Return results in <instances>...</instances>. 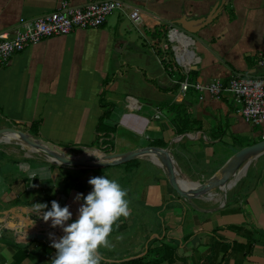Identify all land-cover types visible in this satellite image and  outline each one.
<instances>
[{
  "label": "crops",
  "instance_id": "0c3cea01",
  "mask_svg": "<svg viewBox=\"0 0 264 264\" xmlns=\"http://www.w3.org/2000/svg\"><path fill=\"white\" fill-rule=\"evenodd\" d=\"M59 1L0 0V32L53 11ZM66 1L77 7L96 0ZM118 1L126 8L112 12L99 28L42 39L0 64V125L23 127L27 133L35 123L36 138L79 146L90 144L92 134H101L96 132L97 120L109 108L101 124L127 139H122L124 149L114 153L159 141L192 185L207 182L237 150L261 140L264 123L253 127L244 123L229 94L219 98L193 90L178 94L180 70L177 66L167 71L174 66L172 52L160 46L169 47L164 37L169 27L190 36L180 25L169 23L191 22L188 26L195 32L188 43L194 55L190 82L263 78L264 66L256 61L264 58V0ZM130 9L138 10L137 24L128 18ZM205 19L210 20L202 27L193 24ZM176 115L175 120L190 121L184 133L176 134ZM2 148L10 153V148ZM4 157H0V210L34 207L28 197L40 191V196H32L33 202L48 187L61 207L70 206L72 221L77 218L83 199L75 197L92 191L88 181L94 174H83L84 180L67 176L70 189L62 198L66 175L58 170L50 173L49 186L40 173H31L36 164L22 169L9 165ZM137 177L150 178L135 174L123 187L131 215L114 226L109 238L113 247L100 249L101 264L140 258L142 264H264V153L250 161L244 176L216 203L205 201L204 196L185 201L159 175L157 182L141 185L133 195L128 186ZM79 183L82 189L76 187ZM59 229L48 233L58 240ZM31 234L15 237L0 232V264H51L56 250L49 235Z\"/></svg>",
  "mask_w": 264,
  "mask_h": 264
},
{
  "label": "built area",
  "instance_id": "2783aa9c",
  "mask_svg": "<svg viewBox=\"0 0 264 264\" xmlns=\"http://www.w3.org/2000/svg\"><path fill=\"white\" fill-rule=\"evenodd\" d=\"M124 8L125 5L118 0H96L77 7L71 6L66 0H60L53 11L31 20L20 21L12 29L0 32V64L42 39L65 36L75 30L97 29L112 12ZM137 14V9H130L128 13L129 20L134 24L138 23ZM164 37L169 47L163 44L160 48L162 51L168 48L171 50L173 62L182 76L177 83L178 94L184 95L189 90L213 98L229 94L237 102V113L244 123L252 127L264 123V77L234 76L225 82L215 79L205 83L190 82L188 73L194 56L188 49L190 40L174 27H169ZM181 41H186V46ZM186 54H190L192 58H185ZM256 64L264 66V58H259ZM176 66H168L166 69L171 72L176 70ZM156 115H159V112H156ZM261 139H264V136Z\"/></svg>",
  "mask_w": 264,
  "mask_h": 264
},
{
  "label": "water",
  "instance_id": "95a60500",
  "mask_svg": "<svg viewBox=\"0 0 264 264\" xmlns=\"http://www.w3.org/2000/svg\"><path fill=\"white\" fill-rule=\"evenodd\" d=\"M209 20L210 19H205L200 22H193V24L198 25L199 28L206 25ZM169 24L172 26H175L177 24L180 25V29L185 33H188L190 36L186 37L192 41L191 37H194L193 34L195 31L192 30L193 28H189L188 26L189 24H192L191 22L175 21ZM4 134L18 135L29 147L34 148L37 151H42L49 157L56 159L59 166H66L73 169L91 170L113 167L131 160L143 159L142 155L147 152H153L158 156V161L160 163L158 169L161 171L167 185L171 188L176 196L182 198L185 201L200 199L202 196L207 195L210 191L218 190L221 192V188L225 187L228 184L230 175L235 170H237L244 161H251L264 153V139H261L254 144L245 146L232 154V156L227 159V161L218 169V171L207 180V182L199 183L198 181H196L199 185L198 189L193 191H186L182 190L178 183V177L180 175H185L180 172L174 161L173 154L168 148L147 146L144 148H138L122 153H104L102 150H100V147L77 148L94 149L103 155V159L101 161L92 163L81 159L71 158L69 151L76 148L56 146L52 143L34 138L30 134L13 127L1 126L0 136ZM40 219L41 218H38L35 215L33 207H9L5 210H0L1 232H11L15 237L24 235L33 237L31 233L35 231L39 233H47L49 235L48 232L54 229L53 227H51V221H49V223H42Z\"/></svg>",
  "mask_w": 264,
  "mask_h": 264
},
{
  "label": "clouds",
  "instance_id": "9594fccd",
  "mask_svg": "<svg viewBox=\"0 0 264 264\" xmlns=\"http://www.w3.org/2000/svg\"><path fill=\"white\" fill-rule=\"evenodd\" d=\"M88 183L92 191L75 197L77 201L83 199V204L74 221L69 205L61 207L55 200L51 201L50 209L47 203L34 204L33 211L38 218L44 222L50 220L51 227H60L64 232L58 240L49 234L51 247L56 250L51 264H101L100 249L113 247L109 238L114 226H118L122 217L127 219L131 215L127 190L117 180L102 175L90 178Z\"/></svg>",
  "mask_w": 264,
  "mask_h": 264
},
{
  "label": "rangeland",
  "instance_id": "374dc122",
  "mask_svg": "<svg viewBox=\"0 0 264 264\" xmlns=\"http://www.w3.org/2000/svg\"><path fill=\"white\" fill-rule=\"evenodd\" d=\"M152 64H154V63H152ZM172 64L174 66H176L173 61H172ZM0 127H1V125H0ZM16 129H19V128H16ZM20 129L23 130V127H20ZM23 131H25V130H23ZM27 133L29 134L28 131H27ZM10 135H13V134H10ZM113 135L111 137L109 136V141L112 144V152H114V150H117V151L123 150L124 149L123 147H125V145H124V142H123L122 139H124V140H127V139L126 138H122V136H124V135H121L120 132L114 133ZM92 136L93 137H92V141L90 142V144L87 143V144H83V145H79V146H74V145L70 146L71 145L70 143L69 144L68 143L59 144L57 142H54V145L61 146V147H71V148L73 147V148H76L74 150L72 149L73 151L71 150L72 151L71 153H77L78 151H81V149H77L79 147H92V148L100 147L101 148L100 150H102V146H99L100 145V141H102L100 135L92 134ZM36 137H34V138H36ZM112 137H114V139ZM133 140L136 141L135 139H133ZM142 142H143V144L146 143V141H144V140H142ZM57 144H59V145H57ZM16 148H18V147H16ZM0 152L3 154V156H5L4 158L7 159V163L9 165L11 164V166H13V167H18L19 166L22 169L23 168L27 169L28 167H30L29 166L30 164H36V166L32 167V168H35V169L33 171H31V173H33V172L40 173L44 179L49 178L50 173L55 172V170H64L65 173L61 174L62 176L63 175H66V176H70V175L74 176V175H76L78 177H75V178H78L79 180L83 179V177H82L83 174L87 175V174H90V173L94 174L95 176H102V175L109 176L110 175L111 176L110 179L112 178V179H115V180L119 179L120 177L122 178V176L118 172V168H114V169L113 168L112 169L101 168V169H91V170H87V169H73V168H69V167H66V166H59V165H55V164H52V163L45 162L38 155H36L35 158H33V157L31 158V157H24L21 154L20 155H15L14 153H11L10 151H9L10 153L8 154V153H6L3 150V148L1 146H0ZM104 153H109V152H104ZM135 160H138L141 163V165H140V167L138 169V172H137V174H139L140 178H143V177L144 178H149L150 177L149 173H151L150 170H153L154 167H155V169L156 168L158 169V166H156L153 162L149 161L148 159H146L147 161L143 160V159H135ZM84 172H88V173H84ZM159 172H160V175L163 176L160 170H159ZM30 178H32V176H30ZM188 182H189V184H192V182L190 180H188ZM46 183L49 186L51 185V183L48 181V179H47ZM146 183H147L146 180L138 179V177H137L136 178V182H133L132 185L128 186V188L129 189L131 188L133 191H135V193H133V195H134V194H136V190L138 191V189L141 188V185L144 186ZM122 184H126V183H122ZM81 185L79 183V184H77L76 187H78L79 189H82ZM127 185H129V184H127ZM43 186H45V183H44ZM33 195H35L36 197L40 196V191L34 192ZM33 195L28 197V199L30 198L29 202H32L31 199L34 198V197H32ZM133 200H135V199H133ZM135 204L133 203V207L136 206ZM139 205L141 207L140 199H139ZM0 232H1V227H0ZM4 232H6V231H4ZM59 232H60L59 233V237H62L63 236V231H62L61 228L59 229Z\"/></svg>",
  "mask_w": 264,
  "mask_h": 264
},
{
  "label": "trees",
  "instance_id": "16d2710c",
  "mask_svg": "<svg viewBox=\"0 0 264 264\" xmlns=\"http://www.w3.org/2000/svg\"><path fill=\"white\" fill-rule=\"evenodd\" d=\"M193 74H194V71H189V73H188V75H193ZM178 75H179V77L182 78L180 73H178ZM108 109H106L105 111H103L101 113L100 117L97 120L98 125L96 127V132H101L100 137L103 138L102 141H100V146H102L103 152H112V144L109 141V136L111 137L113 135V131L111 128L105 127L101 124L102 120H104L108 116V112H109ZM177 117L178 116L176 115L175 118L173 119V122H175L174 128H175L176 134H181V133H184L189 128L188 122H190V121L188 120V118H183L181 120L180 119L175 120ZM27 130L32 137L37 136V124L31 123L28 126ZM149 145L154 146V147H159V148L164 147V144L162 142H159V141L150 142ZM1 156H3V154L0 152V157ZM140 165H141V163L138 160H131V161L125 162V163L117 165V166L106 167V168L107 169L118 168V172L122 176V178L120 177L119 179H116V180L120 183V185L123 188V187H125V184H122V183L129 184V182L131 180V176L137 174ZM106 168H104V169H106ZM58 171H59V173H65L64 170H58ZM150 172H151V173H149L150 178H149V180H147V182L148 183L149 182H151V183L157 182L158 179H156L155 176L156 175H159V177L161 176L159 170L154 168L153 170H150ZM160 178H161V180L164 181V183L166 184V187L171 192H173L171 190V188L167 185L164 177L161 176ZM67 179H68L67 176L64 177V182H63L62 187H61L60 196L62 198H65V196L67 195V193L70 189L68 184H67ZM50 193H51L50 188H48V187L43 188L41 197L34 200L33 202H31V205L33 206L35 203L39 202V203H47L48 206H51V201L55 200L54 199L55 197L54 198L51 197ZM55 201H57L60 205H62V202H59L58 199H56ZM14 203H16V202L14 201ZM146 253H148V249L146 250ZM136 262L139 264H142L141 258L138 259L137 261L136 260L135 261H131V260L130 261H124V262H122V264H132V263H136Z\"/></svg>",
  "mask_w": 264,
  "mask_h": 264
},
{
  "label": "bare ground",
  "instance_id": "6f19581e",
  "mask_svg": "<svg viewBox=\"0 0 264 264\" xmlns=\"http://www.w3.org/2000/svg\"><path fill=\"white\" fill-rule=\"evenodd\" d=\"M181 43L184 46H186L187 44L186 41H181ZM187 57L192 58L190 54H186L185 58ZM0 146L4 148H10L9 151L11 153H14L15 155L21 154L24 157H31V158L32 157L35 158V156L38 155L45 162L58 165V162L56 159L49 157L42 151H37L36 149L29 147L18 135H14V134L13 135H10V134L1 135L0 136ZM72 151H69V154H70V157L74 159H81V160L92 162V163L99 162L103 159V155L93 149H81V151H78L77 153H71ZM142 158L148 159L149 161L153 162L158 167L160 166V163L158 161V156L153 152L145 153L144 155H142ZM249 163H250V160L244 161L242 165L230 175L229 181L231 180L233 176L236 175L230 186H228L227 184L225 187H222L221 188L222 190L220 193L210 191L207 195H204L203 199L208 202H214V203L220 202L225 192L228 191L232 186H234L242 176H244L249 166ZM178 183H179L180 188L186 191H193V190L198 189L199 187V185L189 184L187 177L182 176V175L178 177Z\"/></svg>",
  "mask_w": 264,
  "mask_h": 264
}]
</instances>
